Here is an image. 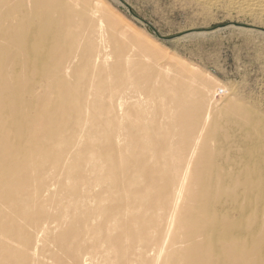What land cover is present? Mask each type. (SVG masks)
I'll return each mask as SVG.
<instances>
[{
  "label": "bare ground",
  "instance_id": "bare-ground-1",
  "mask_svg": "<svg viewBox=\"0 0 264 264\" xmlns=\"http://www.w3.org/2000/svg\"><path fill=\"white\" fill-rule=\"evenodd\" d=\"M189 1L264 19V0ZM109 18L0 0V264H264L263 117L120 54Z\"/></svg>",
  "mask_w": 264,
  "mask_h": 264
},
{
  "label": "rangeland",
  "instance_id": "rangeland-1",
  "mask_svg": "<svg viewBox=\"0 0 264 264\" xmlns=\"http://www.w3.org/2000/svg\"><path fill=\"white\" fill-rule=\"evenodd\" d=\"M100 1L110 13L113 30L106 34L115 32L117 52L145 65L197 68L211 102L246 99L264 121V19L204 11L189 0Z\"/></svg>",
  "mask_w": 264,
  "mask_h": 264
},
{
  "label": "water",
  "instance_id": "water-1",
  "mask_svg": "<svg viewBox=\"0 0 264 264\" xmlns=\"http://www.w3.org/2000/svg\"><path fill=\"white\" fill-rule=\"evenodd\" d=\"M236 27H238V28H243V29H247L246 26H236Z\"/></svg>",
  "mask_w": 264,
  "mask_h": 264
},
{
  "label": "built area",
  "instance_id": "built-area-1",
  "mask_svg": "<svg viewBox=\"0 0 264 264\" xmlns=\"http://www.w3.org/2000/svg\"><path fill=\"white\" fill-rule=\"evenodd\" d=\"M222 92L220 91V94H221Z\"/></svg>",
  "mask_w": 264,
  "mask_h": 264
}]
</instances>
